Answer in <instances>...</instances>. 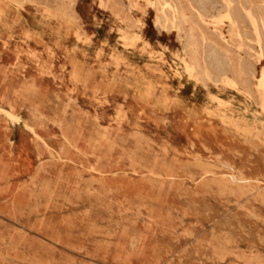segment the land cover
Instances as JSON below:
<instances>
[{"label": "rangeland", "instance_id": "obj_1", "mask_svg": "<svg viewBox=\"0 0 264 264\" xmlns=\"http://www.w3.org/2000/svg\"><path fill=\"white\" fill-rule=\"evenodd\" d=\"M158 1L0 0V264H264V0Z\"/></svg>", "mask_w": 264, "mask_h": 264}, {"label": "bare ground", "instance_id": "obj_2", "mask_svg": "<svg viewBox=\"0 0 264 264\" xmlns=\"http://www.w3.org/2000/svg\"><path fill=\"white\" fill-rule=\"evenodd\" d=\"M158 0H156V2H157ZM160 1V0H159ZM158 1V2H159ZM164 1V0H163ZM213 1V0H212ZM155 2V3H156ZM169 2V1H168ZM167 2V4L169 5V8L171 7V9L174 11L173 13L175 14V16L176 15H180V14H182V16L181 17H183V13H179V12H182V11H179V8H177V6L178 5H176V4H172V3H168ZM171 2H173L172 0H171ZM177 2V1H176ZM208 2V1H207ZM215 2V1H214ZM235 2V1H234ZM247 2V1H246ZM154 3V2H153ZM155 3H154V5H155ZM223 3H224V6L223 7H219V8H217V9H215L214 11H212V12H207L208 13V17L210 18V20H212V22L214 23V24H218L219 22H221L222 23V21H224V19L225 18H227V19H229L230 21H233V9H232V1L231 0H223ZM237 3V2H236ZM160 4V3H159ZM204 4V2L203 3H201V6ZM239 4V3H238ZM243 4H244V2H243ZM246 4V3H245ZM248 4H249V2H248ZM262 4V3H261ZM153 5V6H154ZM215 5V4H214ZM161 6V5H160ZM189 6V8H190V5H188ZM187 6V7H188ZM209 6V5H208ZM213 6V5H212ZM157 7V6H156ZM163 7H164V5H163ZM162 7V10L164 9ZM197 7V6H196ZM203 7H205V6H203ZM203 7H202V9H203ZM246 7V6H245ZM250 7H252V6H250ZM192 8V7H191ZM211 8V7H210ZM260 8V7H259ZM166 9V8H165ZM205 9V8H204ZM213 9V8H212ZM235 9V8H234ZM262 9L264 10V7L262 6ZM161 10V11H162ZM199 10H201V9H199ZM249 10V9H248ZM160 11V12H161ZM171 11V10H170ZM209 11V10H208ZM235 11H237L236 9H235ZM244 11V10H243ZM246 11V10H245ZM250 11V10H249ZM197 12V11H196ZM204 12V11H203ZM239 12V11H238ZM251 12V11H250ZM256 12V11H255ZM162 13V12H161ZM165 13V12H164ZM166 13H167V11H166ZM173 14V15H174ZM249 14V13H248ZM165 15V17H166V14H164ZM255 15H257L256 13H255ZM246 16V15H245ZM249 16V15H248ZM251 16H252V18H253V15L251 14ZM177 17V16H176ZM236 17V16H235ZM203 18V17H202ZM261 18V17H260ZM204 19V18H203ZM208 19V18H207ZM251 19V18H250ZM255 19V18H254ZM253 19V20H254ZM258 19V18H257ZM175 20H176V18H175ZM181 20V19H180ZM238 20V19H237ZM260 20V19H259ZM139 21H140V19H139ZM169 21V20H168ZM171 21V20H170ZM169 21V22H170ZM178 21V20H177ZM262 21V20H261ZM159 22V21H158ZM247 22V21H246ZM251 22V21H250ZM256 22V21H255ZM255 22H253L254 24H255ZM171 23V22H170ZM179 23V22H178ZM203 23V22H202ZM209 23V22H208ZM229 23V22H228ZM231 23V22H230ZM252 23V22H251ZM250 23V24H251ZM257 23H259V22H257ZM156 24H158V25H161V24H159V23H156ZM206 24V23H205ZM204 24V25H205ZM209 24H211V23H209ZM213 24V25H214ZM225 24V23H224ZM253 24V25H254ZM263 24V23H262ZM261 24V25H262ZM173 25V24H172ZM213 25H211V26H213ZM223 25V24H222ZM227 25V24H226ZM175 26V25H174ZM258 26V25H257ZM158 27V26H157ZM179 27V26H178ZM209 27V26H208ZM215 27H216V25H215ZM254 27V26H253ZM224 28V27H223ZM260 28V27H259ZM259 28H258V30H259ZM215 29V28H214ZM222 29V28H221ZM232 30V29H231ZM255 30V29H254ZM216 31V30H215ZM257 31V30H256ZM219 32V31H218ZM220 32H221V30H220ZM255 32V31H254ZM123 33V32H122ZM222 33V32H221ZM239 33V32H238ZM226 34V33H225ZM245 34V33H244ZM261 34H262V32H261ZM122 35V34H121ZM137 35V34H136ZM222 35V34H221ZM258 36V35H257ZM263 36H264V34H263ZM205 37H207V36H205ZM222 37V36H221ZM226 36H224V39L226 40V38H225ZM238 37V36H237ZM239 37L241 38V36L239 35ZM245 37V36H244ZM192 38V37H191ZM223 38V37H222ZM228 39H229V37H227ZM239 38V39H240ZM249 38V37H248ZM252 38H253V36H252ZM259 38H261V36H259ZM204 39V38H203ZM250 39V38H249ZM263 39V38H262ZM205 40V39H204ZM209 40V39H208ZM230 40V39H229ZM261 40V39H260ZM259 40V41H260ZM197 41V40H196ZM251 41V40H250ZM262 41V40H261ZM205 42V41H204ZM208 42V41H207ZM210 42V41H209ZM212 42V41H211ZM225 42V41H224ZM234 42V41H233ZM254 43V42H253ZM204 44H206V43H204ZM215 45V44H214ZM217 45V44H216ZM191 46V45H190ZM256 46V45H255ZM262 46V45H261ZM209 47V46H208ZM214 47V46H213ZM264 47V45L262 46V48ZM217 48H219V47H217ZM255 48V47H254ZM199 49V48H198ZM209 49V48H208ZM220 49V48H219ZM224 49V48H223ZM260 49V48H259ZM261 50V49H260ZM185 51V50H184ZM212 51V50H211ZM251 51V50H250ZM263 51V50H262ZM196 52V51H195ZM208 53V52H207ZM206 53V54H207ZM209 53H210V51H209ZM212 53H215V51L214 52H212ZM217 54V53H216ZM258 54H260V53H258ZM204 55V54H203ZM222 55V54H221ZM215 56V55H214ZM218 56V55H217ZM216 57V56H215ZM263 57H264V55H263ZM208 58V57H207ZM206 58V59H207ZM219 58V57H218ZM256 58V57H255ZM209 59V58H208ZM214 59V58H213ZM217 59V58H216ZM256 59H258V58H256ZM219 60V59H218ZM242 60V59H241ZM244 60V59H243ZM215 61V60H214ZM221 61V60H220ZM217 62V61H216ZM224 62V61H223ZM196 64V63H195ZM220 64V63H219ZM226 64V63H225ZM250 64V63H249ZM248 64V66H250ZM221 65V64H220ZM227 66H228V64H227ZM263 66V65H262ZM241 67V66H240ZM231 68V67H230ZM232 68H234V67H232ZM255 68H256V66H255ZM262 68V67H261ZM217 69V68H216ZM219 69V68H218ZM229 69V68H228ZM254 69V68H253ZM220 70H222V69H220ZM249 71V70H248ZM224 72H227V71H224ZM246 72V71H245ZM219 73V72H218ZM255 73V72H254ZM234 74V73H233ZM219 75H221V74H219ZM247 75V74H246ZM229 76V75H228ZM257 76V75H256ZM218 77V76H217ZM216 77V78H217ZM223 77H224V75H223ZM225 77H227V75L225 76ZM221 78H222V76H221ZM239 78V77H238ZM260 79H261V77H259ZM215 79V78H214ZM253 80V79H252ZM217 82V81H216ZM218 82H219V80H218ZM230 82V81H229ZM244 82V81H243ZM224 83V82H223ZM226 83V82H225ZM235 83V82H234ZM233 83V84H234ZM261 83H262V87L264 88V74H263V76H262V79H261ZM222 84V83H221ZM230 84V83H229ZM250 84V83H249ZM223 85V84H222ZM227 85V84H226ZM230 85H232V83L230 84ZM229 85V86H230ZM235 85V84H234ZM252 85H253V83H252ZM228 86V87H229ZM261 85H259L258 87H260ZM227 87V86H226ZM235 88H236V86H235ZM234 88V89H235ZM239 90V89H238ZM242 90V89H241ZM244 91V90H243ZM245 92V91H244ZM249 94V93H248ZM250 95V94H249ZM219 96V95H218ZM252 97V96H251ZM217 98V97H216ZM225 99V98H224ZM216 100H218V99H216ZM224 101V100H223ZM220 102V101H219ZM218 102V104L220 105V103ZM222 102V101H221ZM226 102V101H225ZM222 105H223V102H222ZM226 105H227V103H226ZM221 107V106H220ZM264 112V111H263Z\"/></svg>", "mask_w": 264, "mask_h": 264}]
</instances>
